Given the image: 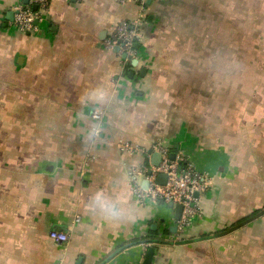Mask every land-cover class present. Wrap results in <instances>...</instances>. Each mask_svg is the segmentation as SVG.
<instances>
[{
  "label": "crops",
  "instance_id": "0c3cea01",
  "mask_svg": "<svg viewBox=\"0 0 264 264\" xmlns=\"http://www.w3.org/2000/svg\"><path fill=\"white\" fill-rule=\"evenodd\" d=\"M26 1L0 0V264H142L148 237L152 264H264V215L215 235L264 207V0H152L125 67L103 40L138 3L52 0L24 33L8 14ZM120 141L214 176L183 233L168 203L136 197L149 159Z\"/></svg>",
  "mask_w": 264,
  "mask_h": 264
},
{
  "label": "built area",
  "instance_id": "2783aa9c",
  "mask_svg": "<svg viewBox=\"0 0 264 264\" xmlns=\"http://www.w3.org/2000/svg\"><path fill=\"white\" fill-rule=\"evenodd\" d=\"M52 0H33L29 4H22L13 9L14 19L9 21L12 27L21 32H34L38 29V23L44 19ZM134 1L139 5L137 16L129 21L122 22L110 35L103 40L106 48L115 50L120 63L125 67L131 65L137 58L139 49L136 43L142 42L143 27L148 18V0H122ZM37 6V9H34ZM38 21V23H37ZM93 119L97 122L95 132L100 135L102 132L101 123L104 118V111L96 109L92 112ZM119 148L127 153H141L147 155L149 162L141 168L133 170L132 177L137 178L134 182L133 192L141 202L173 203L183 205V213L180 220H175L177 232L183 233L191 224L193 219L201 213L200 199L211 187L214 176L205 171H200L194 162L184 153L177 152L175 158L171 157L172 151L162 142L158 141L151 147L133 145L120 141ZM155 153H160L159 165L153 164L150 160ZM167 174L165 185L159 184V174ZM141 178L138 181V178ZM148 181V187H144V181ZM198 194V196H197ZM81 217L77 215L75 221L79 222ZM53 241L60 244H67L70 234L64 231L53 230L50 232ZM152 247L153 243H148ZM143 264V263H142Z\"/></svg>",
  "mask_w": 264,
  "mask_h": 264
},
{
  "label": "water",
  "instance_id": "95a60500",
  "mask_svg": "<svg viewBox=\"0 0 264 264\" xmlns=\"http://www.w3.org/2000/svg\"><path fill=\"white\" fill-rule=\"evenodd\" d=\"M147 2L150 5L152 3V0H148ZM25 3L26 4H29L30 1H26ZM34 9H37V6H34ZM150 18H149V20H150ZM8 19L9 20H13L14 19V12L13 11H10L9 12ZM37 23H38V21H37ZM135 47L137 49H140L141 48V44L140 43H136L135 44ZM115 51L117 52L118 51V48H116ZM138 61L139 60L136 58V59H134L132 61V64L134 66H137L138 65ZM175 154H176L175 152H173L171 154V157L173 159L175 158ZM160 161H161V155H160V153H155L154 154V157H153V164L159 165L160 164ZM167 178H168L167 174L161 173V174L158 175L157 181H158L159 184L165 185L166 182H167ZM143 185H144V187H148V185H149L148 181L147 180L144 181ZM197 196H198V194H197ZM169 205H170V207L174 208V211H175V220H180L181 219V216H182V213H183V208H184L183 205L182 204H176V205H174L173 203H169ZM170 230L175 233L177 231L176 225H174L173 227H171ZM155 252H156V249L154 247H150L148 249L147 253H146V256H145L144 260H143V264H152L153 263V260H154Z\"/></svg>",
  "mask_w": 264,
  "mask_h": 264
},
{
  "label": "trees",
  "instance_id": "16d2710c",
  "mask_svg": "<svg viewBox=\"0 0 264 264\" xmlns=\"http://www.w3.org/2000/svg\"><path fill=\"white\" fill-rule=\"evenodd\" d=\"M150 7V6H149ZM148 7V9H149ZM149 12V11H148ZM232 27V26H231ZM237 39L236 37V32L235 31H232L230 30L229 31V34H228V40L229 42H233ZM244 39L247 40V41H253L254 40V32L251 33V32H245L244 34ZM255 50V49H254ZM246 56H249V57H252L253 55H255V52L252 53V50L251 49H248L246 50L245 52ZM256 56V55H255ZM249 66L252 67V65L250 64ZM252 69L250 68L248 71H251ZM171 151H174L177 153V149L175 148H172ZM163 204H165L164 202H161ZM264 215V207L260 208V209H257V210H254L252 213H250L248 216L242 218L241 220H239L238 222L236 223H233L229 226H227L226 228H224L223 230L217 232L215 235H222V234H226L234 229H237L245 224H247L248 222H251L257 218H259L260 216ZM167 232L170 234L171 233V230L170 229H167ZM162 239H159V238H156V237H148L146 239H144V243H153V244H156V243H160L162 242L161 241Z\"/></svg>",
  "mask_w": 264,
  "mask_h": 264
},
{
  "label": "clouds",
  "instance_id": "9594fccd",
  "mask_svg": "<svg viewBox=\"0 0 264 264\" xmlns=\"http://www.w3.org/2000/svg\"><path fill=\"white\" fill-rule=\"evenodd\" d=\"M97 199H101V197H100V195L98 194V197H97ZM102 207H107V205H102Z\"/></svg>",
  "mask_w": 264,
  "mask_h": 264
}]
</instances>
